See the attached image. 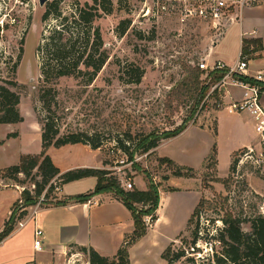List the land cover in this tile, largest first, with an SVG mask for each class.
I'll return each mask as SVG.
<instances>
[{"label": "rangeland", "instance_id": "obj_1", "mask_svg": "<svg viewBox=\"0 0 264 264\" xmlns=\"http://www.w3.org/2000/svg\"><path fill=\"white\" fill-rule=\"evenodd\" d=\"M110 3L111 12L107 13L99 6L102 0H46L43 6L40 0H0V84L16 83L19 110L24 119L21 124L0 125V232L10 211L16 217L20 215L23 191L35 192L30 179L20 176L21 183L16 184L1 180V175L8 167L17 165L23 155H38L42 151L39 118L45 114L38 96L43 87L44 59L39 48L51 31L60 26L62 18H70L77 9L89 5L99 8L101 16L92 23L91 30L99 31L103 44L99 53L107 52L108 59L91 85H87L86 73L57 82L56 114L62 132L97 136L102 141L100 150L105 169L115 168L117 161L127 160L123 171L134 183L131 191L147 190L153 181L159 195L164 193L162 215L169 221L170 236H178L163 252L162 248L154 250L150 240L146 255L139 253L138 264H167L163 258L167 249L185 252V257L175 264H216L221 248L213 238L223 228L222 219L228 214L242 221L264 216V173L245 165L239 167V156L245 148L236 151L248 140L257 144L258 139L247 113L239 116L224 111V100L228 103L231 98L239 99L241 91L220 87L222 105L218 108L215 97L208 99L212 87L187 130L163 141L152 154L137 153L130 162L117 145L127 144L128 135L136 140L153 131L162 134L180 127L190 117L194 104L188 100L176 102L170 94L188 76L187 67H198L204 83L210 81V71L201 70V63L212 67L220 60L234 66L239 61V24L228 22L222 30H215L209 21L183 20L179 11L161 12L155 0H110ZM105 5L108 7L106 2ZM55 10L61 19L52 14L48 20H42L47 11L55 13ZM234 15L237 18L238 13ZM124 20H130L131 26L124 37H119L117 28ZM250 60V75L257 70L264 71V46ZM126 67L129 72L136 69L143 72L140 84L131 82L133 75L123 72ZM233 79L239 78L233 76ZM71 149H55L53 156L68 155ZM75 151L83 161L97 160L80 146L72 153ZM162 158L170 159L175 166L161 163ZM235 161L237 170L232 173ZM178 168H182L183 177L176 176ZM112 179L117 181V176L112 174ZM56 193L57 190L49 200L44 199L42 207L55 203ZM18 194L20 199L16 202ZM100 195L115 196L112 192ZM201 200L198 239L193 244L197 219L191 226L188 222ZM138 210L145 212L147 208L139 206ZM31 211L32 208L27 209L28 215ZM142 217L148 231L154 221L151 217ZM33 228V221L24 225L0 248V264H21L25 255L31 259L34 256L33 264H67L68 258L53 256L45 247L42 253L33 250ZM158 228L162 231L163 226ZM243 229L248 232V225ZM19 245L22 247L18 251Z\"/></svg>", "mask_w": 264, "mask_h": 264}, {"label": "trees", "instance_id": "obj_2", "mask_svg": "<svg viewBox=\"0 0 264 264\" xmlns=\"http://www.w3.org/2000/svg\"><path fill=\"white\" fill-rule=\"evenodd\" d=\"M105 2L108 7H106ZM99 6H102L107 13L111 12L110 0H102V4ZM52 14L61 19L58 11L55 13L47 11L42 20H48ZM100 16L98 7L87 5L86 8L77 9L70 18H62L60 26L51 31V34L45 40V44L39 48L44 59L42 65L43 87L40 89L38 96L45 114L44 117L39 118L42 151L38 155H23L17 165L8 167L1 175V180L13 181L16 184L21 183L20 176H24L26 179H30L35 192L28 189L23 191L22 199L24 203L21 213L16 217L15 212H13L9 220L6 221L4 229L0 232V245L15 231L17 224L25 219L28 215L27 209L36 206L42 196L47 201L61 186L90 177L97 178L94 192L76 197L77 201L86 203L92 196L112 192L130 211L134 220L133 233L126 237L124 244L113 258L102 257L93 249H80L82 253L88 255L91 264H130L128 254L130 247L138 243L147 234L142 216L151 217L154 223L157 220L156 213L160 204V195L158 187L153 185V181L150 182L151 185L146 191H125L121 189L118 181L112 179V172L109 170L76 169L61 174L52 159L47 155V151L52 147L60 149L68 145H84L89 146L92 150H98L102 146V141L97 136L84 132H62L60 119L56 114L58 92L55 87L59 80L73 78L83 73L89 76L87 85H91L106 64L107 52L99 53L103 45L102 37L98 30L93 32L91 30L92 23ZM130 26V20L122 21L117 28L118 36L124 37ZM83 27H87V29L84 30ZM262 49L263 44L258 39L244 40L242 43V51L246 54H253ZM80 66H83V69H80ZM123 70L126 75L127 73L133 75L134 79L131 82L134 84L141 83L143 72L138 69L129 72L128 67ZM187 72L188 76L181 81L170 96L179 103H184L185 100L193 102L194 106L190 117L180 127L171 132L159 134L153 131L140 136L136 140L128 135L127 144L119 143L117 145V149L128 157V161L133 162L134 155L137 153L141 155L152 154L163 141L181 135L188 128L189 122L194 120L196 112L208 96L211 88L220 83L226 74L225 70L209 72L208 78H210V81L203 83L201 80L203 73L198 67H187ZM236 77L239 76L236 75ZM239 79L244 82H253L246 77H239ZM16 87V83L12 81H8L3 85L0 84V125H17L24 122L19 110L20 95L16 92ZM219 92V89L216 88L208 97V99L215 97V105L218 108L222 105ZM160 162L175 166L167 158L160 159ZM178 170L176 176L183 177L180 173L182 168H178ZM236 170L237 161L231 167V172L234 173ZM61 204L57 202L51 205L60 206ZM139 206L146 207L147 210L145 212L139 211ZM202 207L203 201L201 200L188 222V225L191 226L194 219H197L193 231V244L198 239V219ZM222 223L223 228L213 238L221 248L220 253H217L216 264H264L263 215H258L248 221H242L232 214H228L222 219ZM244 225H248V232L244 231ZM184 257L185 252L182 250L175 252L167 249L163 254L167 264H175Z\"/></svg>", "mask_w": 264, "mask_h": 264}, {"label": "crops", "instance_id": "obj_3", "mask_svg": "<svg viewBox=\"0 0 264 264\" xmlns=\"http://www.w3.org/2000/svg\"><path fill=\"white\" fill-rule=\"evenodd\" d=\"M236 23L239 24L241 50L243 40L258 39L264 46V3L247 7L240 11L238 19L235 21ZM259 71L262 70L254 71L253 74ZM224 102L225 105L229 103H226L225 100ZM224 111L226 110L224 109ZM247 118H249V123L251 124L253 133H255L250 116L248 115ZM254 145V140H248L245 145L238 147L236 151ZM78 146L84 150H89L91 154L96 156L97 160L94 163L86 162L76 154V151L72 153ZM67 147L73 148L68 155L57 156L54 154L53 156V152H55V148L53 147L47 151V155L52 159L61 174L76 169L108 170L104 168L103 154L100 149L92 150L89 146L68 145L59 150ZM236 151H233V153ZM96 185L97 178L90 177L63 185L61 188L56 189L55 201L62 204L60 206L48 205L41 207L36 216L32 215V211L31 213L29 212L30 214L19 222L18 228L0 245V248L14 238L24 225L33 221L34 228L31 239L33 244L31 242V246L34 251V233L37 229H40L44 233L45 248L52 252L53 256L59 255L62 258L64 253L68 254L70 251L75 252L81 248H86L93 249L102 257L113 258L124 244L126 237L133 233L134 220L130 211L115 196L95 195L86 203L75 199L80 195L93 193ZM139 191H146V188H139ZM163 195L164 193L160 192V204L156 213V222L148 229L146 236L130 247L128 251L130 264H138L137 257L139 253L142 252L145 254L150 246L154 250L162 248L161 251L163 252L167 245L170 242H174L178 236H170V232L168 231L169 221L162 215L163 206L161 203ZM19 199L20 196L18 194L16 202ZM28 209L31 210V208ZM11 214L12 212L10 211L6 221L9 220ZM159 226H163L162 231H159ZM149 241L150 246L148 244ZM21 247L20 245L18 246V251ZM33 259L34 256L31 259L30 256L25 255L21 264H33Z\"/></svg>", "mask_w": 264, "mask_h": 264}, {"label": "built area", "instance_id": "obj_4", "mask_svg": "<svg viewBox=\"0 0 264 264\" xmlns=\"http://www.w3.org/2000/svg\"><path fill=\"white\" fill-rule=\"evenodd\" d=\"M155 1L158 10L161 12L174 14L179 11L184 18L183 20L198 19L209 21L213 24L215 30H222L228 22L234 23L238 18L237 13L239 14L243 9L264 3V0ZM234 14L237 15V18H234ZM251 55L252 54H246L241 50L239 61L234 66L226 65L222 61H216L212 67H209L206 63H201L199 67L201 70L210 72L216 70L226 71L224 78L217 86L213 87L211 93L216 88L220 91V87H230L241 91V97L235 100L231 98L230 102L225 106V110L229 115H241L247 113L253 122V129L258 139V143L244 149L243 153L239 156L238 166L241 167L245 165L264 173V72L259 71L254 75L249 74ZM236 75L239 77H246L253 82H244L240 79H233V76ZM227 94L230 95V92ZM119 152L121 151L119 150ZM126 163L127 160L117 161L115 168L109 169V171H112V174L117 176L119 185L125 191H131L134 187V183H132L123 171L126 167ZM43 202L44 196L39 199L36 206L32 207L33 216H36ZM147 222L149 223V220H147ZM44 247V233L42 230L37 229L34 233V249L37 253H42ZM63 256L68 258L67 264H91L88 255L82 252L70 251L68 254L64 253Z\"/></svg>", "mask_w": 264, "mask_h": 264}, {"label": "water", "instance_id": "obj_5", "mask_svg": "<svg viewBox=\"0 0 264 264\" xmlns=\"http://www.w3.org/2000/svg\"><path fill=\"white\" fill-rule=\"evenodd\" d=\"M46 0H40V5L43 6L45 4Z\"/></svg>", "mask_w": 264, "mask_h": 264}]
</instances>
